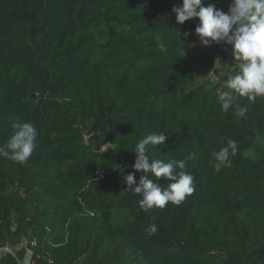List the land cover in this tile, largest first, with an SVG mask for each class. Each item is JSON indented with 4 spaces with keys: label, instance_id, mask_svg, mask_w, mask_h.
<instances>
[{
    "label": "trees",
    "instance_id": "trees-1",
    "mask_svg": "<svg viewBox=\"0 0 264 264\" xmlns=\"http://www.w3.org/2000/svg\"><path fill=\"white\" fill-rule=\"evenodd\" d=\"M179 2L0 0V145L16 119L37 129L26 162L0 156V247L30 233L31 264H264V97L233 94L225 112L229 89L193 82L210 50L190 52L179 27L194 33L198 21L177 24ZM209 46L237 70L231 46ZM150 132L167 135L150 158L186 159L195 190L144 211L123 176ZM229 139L238 152L217 171L212 152ZM0 264L17 261L6 253Z\"/></svg>",
    "mask_w": 264,
    "mask_h": 264
},
{
    "label": "clouds",
    "instance_id": "clouds-1",
    "mask_svg": "<svg viewBox=\"0 0 264 264\" xmlns=\"http://www.w3.org/2000/svg\"><path fill=\"white\" fill-rule=\"evenodd\" d=\"M171 13L175 14V22L180 25L193 18L197 19L194 33L202 46H209L211 43L231 46L237 70L227 73L224 83L230 91H222L218 97L225 112L232 106L235 99L233 94L247 97L249 101H255L258 96L264 97V0H231L227 12L214 4L204 6V0H180L177 6L172 7ZM183 35L186 38L189 33L185 32ZM155 42L160 52L168 51L160 34L155 36ZM235 112L238 117H244L247 108L237 106ZM11 127L12 135L0 145V156L24 163L36 146L37 129L33 123L21 119H16ZM166 139L167 135L163 132H150L143 136L132 150L135 160L130 167L134 172L123 176L125 189L141 197L138 204L144 211L164 208L168 203L179 205L195 190L194 177L184 171L186 159H170L165 162L150 158L148 146L164 145ZM109 147L110 144H104L103 152ZM237 152V142L232 139L219 151H213L215 169L219 171L222 167L231 166L230 157ZM246 154L255 158V153L251 151ZM136 172L142 173L138 182L135 179ZM152 176L168 180L167 187H162L151 179ZM146 231L155 234L156 224H150Z\"/></svg>",
    "mask_w": 264,
    "mask_h": 264
},
{
    "label": "rangeland",
    "instance_id": "rangeland-1",
    "mask_svg": "<svg viewBox=\"0 0 264 264\" xmlns=\"http://www.w3.org/2000/svg\"><path fill=\"white\" fill-rule=\"evenodd\" d=\"M180 32L182 35L187 32L189 35L186 37L187 39V44L189 45V50L191 53H197L200 52L203 49H208L210 50V63L208 59H205L202 63H199L195 66L193 73H192V78L194 83H199L203 82L208 86L213 85V82L210 80V75L215 74L219 82L221 83L222 86H225L224 81L227 78V70H228V53L229 51H224L221 52L219 50H213L210 46H202L200 44L199 38L195 35V33L191 32L190 30L180 26L179 27ZM184 36V35H183ZM215 84V83H214ZM111 146V145H110ZM104 146L101 148L103 150ZM110 147L108 148L107 151H110ZM30 233H27L19 238V241L13 246L19 247V245L25 241L28 243L30 240Z\"/></svg>",
    "mask_w": 264,
    "mask_h": 264
},
{
    "label": "water",
    "instance_id": "water-1",
    "mask_svg": "<svg viewBox=\"0 0 264 264\" xmlns=\"http://www.w3.org/2000/svg\"><path fill=\"white\" fill-rule=\"evenodd\" d=\"M96 134L88 136L87 142H92L96 139ZM10 253L17 261V264H31L32 251L28 248L27 242L23 241L19 247H15L10 243L0 247V257Z\"/></svg>",
    "mask_w": 264,
    "mask_h": 264
},
{
    "label": "built area",
    "instance_id": "built-area-1",
    "mask_svg": "<svg viewBox=\"0 0 264 264\" xmlns=\"http://www.w3.org/2000/svg\"><path fill=\"white\" fill-rule=\"evenodd\" d=\"M210 80H211V82H213V83H218V82H219V79H218V77H217L215 74H211V75H210ZM29 246H30V247H29L30 249L36 246V241H35V239H31V240H30V242H29Z\"/></svg>",
    "mask_w": 264,
    "mask_h": 264
}]
</instances>
